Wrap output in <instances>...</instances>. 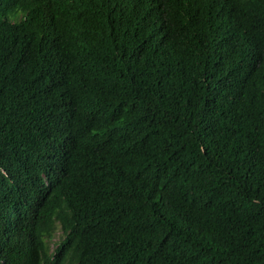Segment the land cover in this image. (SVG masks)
<instances>
[{"label": "trees", "instance_id": "trees-1", "mask_svg": "<svg viewBox=\"0 0 264 264\" xmlns=\"http://www.w3.org/2000/svg\"><path fill=\"white\" fill-rule=\"evenodd\" d=\"M0 264H264V0H0Z\"/></svg>", "mask_w": 264, "mask_h": 264}, {"label": "clouds", "instance_id": "clouds-1", "mask_svg": "<svg viewBox=\"0 0 264 264\" xmlns=\"http://www.w3.org/2000/svg\"><path fill=\"white\" fill-rule=\"evenodd\" d=\"M15 254H16V252H15Z\"/></svg>", "mask_w": 264, "mask_h": 264}]
</instances>
